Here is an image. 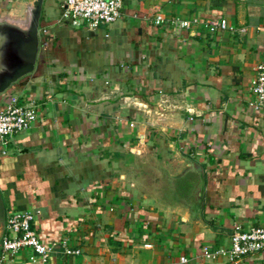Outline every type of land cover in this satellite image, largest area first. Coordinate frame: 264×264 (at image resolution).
<instances>
[{
  "label": "crops",
  "instance_id": "1",
  "mask_svg": "<svg viewBox=\"0 0 264 264\" xmlns=\"http://www.w3.org/2000/svg\"><path fill=\"white\" fill-rule=\"evenodd\" d=\"M30 1L0 0V13L22 17ZM63 1L44 0L35 68L0 95V111L12 94L38 105L0 142L6 214L31 211L44 244L81 250L46 264H264L202 257L229 247L235 225L264 226V109L250 90L264 0H122L96 28L64 18ZM219 18L232 30L209 32Z\"/></svg>",
  "mask_w": 264,
  "mask_h": 264
},
{
  "label": "built area",
  "instance_id": "2",
  "mask_svg": "<svg viewBox=\"0 0 264 264\" xmlns=\"http://www.w3.org/2000/svg\"><path fill=\"white\" fill-rule=\"evenodd\" d=\"M63 17L73 25L81 22L90 28L114 22L121 16L122 0H64ZM155 24L166 22L164 17L157 14ZM173 29L188 28L190 20L178 18L168 20ZM205 27L211 33L232 30L225 18L208 20ZM40 30V29H39ZM250 90L255 95V108L264 109V58L255 65L254 74L250 80ZM38 105L35 100L28 99L23 94L9 96L5 107L0 111V142L6 144L16 134L30 128L37 117ZM34 214L31 211H10L6 214L4 232L1 236L0 264H6V255L18 253L23 248H30V258L34 264H46L58 252L67 256L81 253L80 248L70 245L67 239L44 244L33 227ZM254 253L264 254V226H249L242 228L235 225L230 234V245L227 248H202V257L213 260L226 257L235 261ZM181 258L180 262H186Z\"/></svg>",
  "mask_w": 264,
  "mask_h": 264
},
{
  "label": "water",
  "instance_id": "3",
  "mask_svg": "<svg viewBox=\"0 0 264 264\" xmlns=\"http://www.w3.org/2000/svg\"><path fill=\"white\" fill-rule=\"evenodd\" d=\"M44 0H31L22 17L0 13V95L33 72L39 51V26ZM197 199L203 197V181L197 186ZM6 210L0 193V237L4 232Z\"/></svg>",
  "mask_w": 264,
  "mask_h": 264
}]
</instances>
